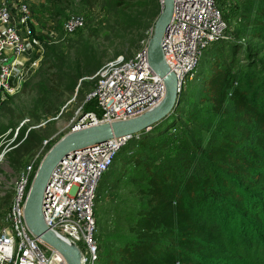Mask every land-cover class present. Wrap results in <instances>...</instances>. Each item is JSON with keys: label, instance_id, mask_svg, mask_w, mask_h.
I'll return each mask as SVG.
<instances>
[{"label": "trees", "instance_id": "obj_1", "mask_svg": "<svg viewBox=\"0 0 264 264\" xmlns=\"http://www.w3.org/2000/svg\"><path fill=\"white\" fill-rule=\"evenodd\" d=\"M234 9L236 32L244 30L237 35L264 41V0H240ZM219 39L207 48L214 58L204 73L209 93L183 113L187 123L175 118L176 106L117 151L110 168L124 152L142 171L137 194L145 204L128 233L113 235L118 246L99 245V264H264V62L249 43L239 42L242 62L234 39ZM83 111L97 112L96 101L88 99ZM153 132L161 153L138 159L131 142Z\"/></svg>", "mask_w": 264, "mask_h": 264}, {"label": "rangeland", "instance_id": "obj_2", "mask_svg": "<svg viewBox=\"0 0 264 264\" xmlns=\"http://www.w3.org/2000/svg\"><path fill=\"white\" fill-rule=\"evenodd\" d=\"M25 1L37 27L43 34L51 35L42 43L41 52L33 56L31 75L15 94L0 101V232L22 172L30 168L28 179L31 182L47 150L68 132L72 119L83 111L99 66L118 54L126 57L135 54L151 37L163 7L158 0H146L142 6H136V1L119 6L116 0ZM234 2L238 4L240 0H222L227 15L222 38L234 39L230 44L235 45L242 62L245 61L241 49L244 44L240 43L244 41L251 45L253 55L264 62V41L237 35L244 34V30L236 32L241 22L238 11L231 10ZM72 14L81 15L84 21L78 29L68 33L63 30V23ZM213 59L209 48L202 55L193 78H186L175 115L180 122L187 123L183 113L197 109L202 93H209L204 73L212 70ZM161 125L164 126L165 121ZM192 132L195 134V129ZM146 135L144 141L130 144L138 159L141 155L153 157L162 151L156 143L158 134ZM45 140H48L46 144ZM109 170L98 184L95 215L99 245L115 247L118 246L113 237L115 232L128 233L136 211L145 204L137 194L144 183L139 179L142 171L125 158L124 152L118 154ZM133 176L137 178L131 179Z\"/></svg>", "mask_w": 264, "mask_h": 264}, {"label": "built area", "instance_id": "obj_3", "mask_svg": "<svg viewBox=\"0 0 264 264\" xmlns=\"http://www.w3.org/2000/svg\"><path fill=\"white\" fill-rule=\"evenodd\" d=\"M163 5V0H158ZM222 0H173L168 30L162 37L164 60L177 78L178 94L191 80L207 48L224 34ZM84 18L72 14L63 23L71 33ZM51 34L41 32L25 0H0V101L15 94L31 75L35 57ZM43 36V39H40ZM148 38L130 57L118 54L99 66L87 99L97 112H80L68 130L128 120L154 109L165 95V83L149 66ZM130 137L112 138L64 155L51 171L42 199L43 223L55 236L77 249L80 264H99L95 215L98 184L119 148ZM48 140L44 141V144ZM25 169L4 216L0 264H68L52 245L35 235L24 217L30 186Z\"/></svg>", "mask_w": 264, "mask_h": 264}, {"label": "water", "instance_id": "obj_4", "mask_svg": "<svg viewBox=\"0 0 264 264\" xmlns=\"http://www.w3.org/2000/svg\"><path fill=\"white\" fill-rule=\"evenodd\" d=\"M173 11V0H163L162 10L156 19L151 37L147 43V59L151 69L161 76L165 83V95L154 109L137 117L97 124L67 132L56 141L41 159L31 181L24 203V217L35 235L56 248L68 264H80L77 249L55 236L43 223L41 205L50 174L56 163L66 154L95 146L112 138L131 137L149 130L170 115L178 104L177 78L167 66L162 52L161 41L168 30Z\"/></svg>", "mask_w": 264, "mask_h": 264}]
</instances>
